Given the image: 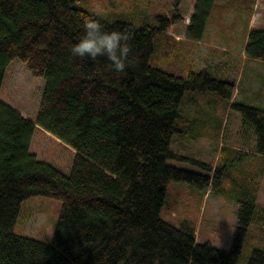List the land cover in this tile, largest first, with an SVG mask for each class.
<instances>
[{
    "label": "trees",
    "instance_id": "16d2710c",
    "mask_svg": "<svg viewBox=\"0 0 264 264\" xmlns=\"http://www.w3.org/2000/svg\"><path fill=\"white\" fill-rule=\"evenodd\" d=\"M77 1L0 0V96L10 66L20 62L32 77L15 74L22 98H38L33 113L0 97V264H238L258 186L238 199L229 249L199 243L194 228L161 217L169 181L208 183V176L167 162L177 156L170 145L180 132L185 92L231 99L235 83L206 69L184 77L150 63L155 38L179 14H158L153 25L97 17L133 36L124 72L105 58L72 56L83 18L96 15ZM214 3L196 1L189 38L203 37ZM245 53L264 59V28L250 30ZM232 105L264 156V108ZM55 138L74 151L69 169L41 156ZM32 195L62 200L50 243L14 232L21 204ZM247 264H264V249L255 248Z\"/></svg>",
    "mask_w": 264,
    "mask_h": 264
},
{
    "label": "rangeland",
    "instance_id": "374dc122",
    "mask_svg": "<svg viewBox=\"0 0 264 264\" xmlns=\"http://www.w3.org/2000/svg\"><path fill=\"white\" fill-rule=\"evenodd\" d=\"M196 1L78 0L75 6L136 25L157 24L158 14L169 18L179 14L181 19L168 26L167 34L155 38L150 63L184 77L206 69L235 83L231 99L215 92H185L177 121L180 132L173 135L170 145L177 156L167 162L208 176V183L169 181L161 217L177 227L194 228L199 243L229 249L237 231L238 199L258 186V204L237 261L247 264L255 248L264 249V156L256 151L253 128L244 124L232 104L264 108V59L245 53L250 30L264 28V0H215L203 37L191 39L186 33ZM20 72L27 74L25 81L32 79L24 64H12L0 97L34 113L38 98L24 101L15 75ZM47 141L41 156L69 169L74 151L59 139ZM61 210L59 198L32 195L21 204L14 232L50 243Z\"/></svg>",
    "mask_w": 264,
    "mask_h": 264
},
{
    "label": "clouds",
    "instance_id": "9594fccd",
    "mask_svg": "<svg viewBox=\"0 0 264 264\" xmlns=\"http://www.w3.org/2000/svg\"><path fill=\"white\" fill-rule=\"evenodd\" d=\"M99 14L86 16L82 20V30L70 46V53L74 57L88 58L96 61L105 58L109 66L117 73L124 72L127 59L132 51L133 36L127 29L109 30Z\"/></svg>",
    "mask_w": 264,
    "mask_h": 264
},
{
    "label": "crops",
    "instance_id": "0c3cea01",
    "mask_svg": "<svg viewBox=\"0 0 264 264\" xmlns=\"http://www.w3.org/2000/svg\"><path fill=\"white\" fill-rule=\"evenodd\" d=\"M178 39V38H177Z\"/></svg>",
    "mask_w": 264,
    "mask_h": 264
}]
</instances>
